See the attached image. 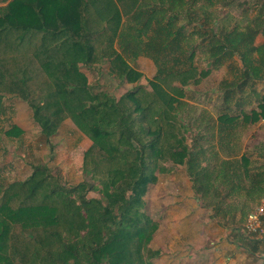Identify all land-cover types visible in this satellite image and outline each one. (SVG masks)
I'll list each match as a JSON object with an SVG mask.
<instances>
[{"label": "trees", "instance_id": "trees-1", "mask_svg": "<svg viewBox=\"0 0 264 264\" xmlns=\"http://www.w3.org/2000/svg\"><path fill=\"white\" fill-rule=\"evenodd\" d=\"M0 4V100L28 104L50 151L69 118L90 141L82 170L91 180L63 185L37 164L24 181L4 186L0 264H153L157 224L143 211V197L158 175L196 156L180 116L185 88L226 66L220 132L229 137L224 127L264 119V42L256 44L264 39V0ZM140 56L155 65L149 89L136 85L118 99L94 93L81 68L105 59L110 75L135 84L141 74L129 62ZM19 134L14 126L7 131ZM209 187L198 191L205 196Z\"/></svg>", "mask_w": 264, "mask_h": 264}, {"label": "crops", "instance_id": "crops-1", "mask_svg": "<svg viewBox=\"0 0 264 264\" xmlns=\"http://www.w3.org/2000/svg\"><path fill=\"white\" fill-rule=\"evenodd\" d=\"M263 42L257 37L256 44ZM227 71L226 66L211 70L193 86L198 89L196 97L190 96V86L180 99L189 150L196 156L151 185L149 216L157 229L149 247L158 253L153 264H264V235L250 237L243 229L246 216L264 204V119L242 122L235 130L224 127L229 137L220 132L217 118L224 104L219 85ZM5 102L3 97L1 121L7 120L10 107ZM250 102L245 111L255 105ZM10 129L0 136L23 135L20 127L22 134L9 136ZM200 184L210 186L205 196L198 191ZM262 223L264 227V216Z\"/></svg>", "mask_w": 264, "mask_h": 264}, {"label": "rangeland", "instance_id": "rangeland-1", "mask_svg": "<svg viewBox=\"0 0 264 264\" xmlns=\"http://www.w3.org/2000/svg\"><path fill=\"white\" fill-rule=\"evenodd\" d=\"M237 14L238 11L233 13L234 16ZM137 59L136 62L134 61L135 64L132 62L129 64L141 74L140 79L135 84L119 81L110 75L108 72L109 63L105 59L95 66V69L81 68L94 93L102 91L118 99L126 90L134 88L136 85L145 86L149 89L147 81L153 79L155 68L148 58L140 57ZM217 75L219 76V74ZM190 86H192L190 96L196 97L198 89L193 85L188 87ZM4 98L6 106L10 107H6L7 120H0V135L12 126L19 127V129L21 127L23 135L18 138L0 136V192L4 186L10 183L24 181L28 178L32 171L31 167L37 164L48 166L53 177L60 184L76 185L82 181L91 183L90 176L82 170V155L83 151L89 147V141L78 131L69 118L63 121L57 133L50 139L49 142L52 145L50 152L43 142L38 126L33 121L28 104L16 97L4 96ZM85 142L89 144L87 147ZM166 166L169 167L170 163ZM173 170L174 167L170 172ZM170 172L160 174L157 178L170 174ZM150 188H152L151 185L148 186L143 197L145 203L143 211L148 216L151 212V206L149 207ZM90 196L96 197L97 195L93 193Z\"/></svg>", "mask_w": 264, "mask_h": 264}, {"label": "built area", "instance_id": "built-area-1", "mask_svg": "<svg viewBox=\"0 0 264 264\" xmlns=\"http://www.w3.org/2000/svg\"><path fill=\"white\" fill-rule=\"evenodd\" d=\"M264 216V204L250 212L243 223L245 233L250 237H261L264 235L262 217Z\"/></svg>", "mask_w": 264, "mask_h": 264}]
</instances>
